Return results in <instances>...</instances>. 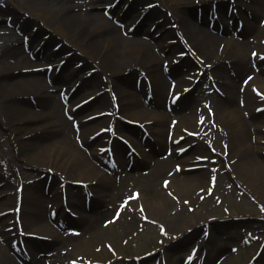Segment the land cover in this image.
<instances>
[{
	"label": "bare ground",
	"instance_id": "bare-ground-1",
	"mask_svg": "<svg viewBox=\"0 0 264 264\" xmlns=\"http://www.w3.org/2000/svg\"><path fill=\"white\" fill-rule=\"evenodd\" d=\"M113 1L0 0V12L10 15L0 20V25L5 23L3 28H21L53 51L47 58L32 60L20 40L0 47V195L10 197L7 205L0 202V264H45L50 249L75 239L68 230L102 238L113 232V226L135 223L142 214L141 203L151 215L148 217L167 223L174 234H182L169 247L170 258L192 241L212 248L217 229L230 223L219 222L225 216L217 202L210 199L194 212L179 209L157 180L164 176L162 183L173 182L169 190L179 188L186 194L198 189L191 195L195 201L197 191L209 186L210 178L217 175L210 164H196L209 156V148L219 155L229 151L223 161L225 169L234 161L226 176L220 170L223 180L235 182L240 191L264 197V96L259 95L264 94V0H137L140 7L135 0L126 9L121 6L125 0ZM115 2L119 4L113 6ZM5 3L10 5L5 7ZM213 5L222 8L220 11L230 10L231 5L232 15L210 30L209 19L199 18L198 13L200 9L206 13ZM106 6L113 15L104 13ZM141 6L146 8L145 14L138 16ZM156 28L163 30L160 35ZM171 39L176 45L169 43ZM177 53L187 58L176 64ZM51 59L54 63L65 60L70 75L83 71L87 82L97 81L99 88L80 94L78 88L66 87L68 77L54 71L47 76L48 69L42 67ZM179 64L195 71V76L184 74ZM142 75L153 84L151 102L146 90L136 92ZM195 82L188 92L187 87ZM103 85L111 88L110 94L117 93L113 100ZM68 96L71 101L66 109L76 116L72 120L62 103ZM95 117L99 118L92 120ZM111 121L117 133L138 137L149 133L144 143L132 138L135 148L156 149L152 155L143 152L144 162H136L133 175L126 169L128 147L116 139L111 128L104 130ZM129 121L141 123V127ZM165 149L171 155L151 162ZM108 153L119 164L112 171L102 164ZM19 163L38 174L37 184L26 182ZM176 164L182 172H172ZM186 166L198 170L185 172ZM257 176L262 183L254 186L252 179ZM77 182L85 183L94 194L88 213L85 189L74 185ZM48 183L55 195L47 200L41 184ZM61 184L70 193L63 205L57 195ZM19 185L24 186L21 224L16 222L17 215L7 213L12 208L17 214ZM76 189L79 193L74 196L71 191ZM46 202L56 206L49 210ZM55 208L58 214L54 216L51 211ZM67 208L78 217L73 218ZM14 223L12 231L9 227ZM206 225L212 231L208 238L203 230ZM186 229L193 230L184 234ZM37 235L49 240L34 238ZM18 239L26 242L30 255L16 246ZM260 259L264 262V254Z\"/></svg>",
	"mask_w": 264,
	"mask_h": 264
},
{
	"label": "rangeland",
	"instance_id": "rangeland-1",
	"mask_svg": "<svg viewBox=\"0 0 264 264\" xmlns=\"http://www.w3.org/2000/svg\"><path fill=\"white\" fill-rule=\"evenodd\" d=\"M8 5L10 4L7 3L5 7H7ZM135 5L140 7V4L137 0ZM209 11L210 13L213 11L212 6L208 9L207 12ZM142 12L143 8L141 6V8L139 9V15L142 14ZM207 12L205 13L203 12V10L200 9L198 16L201 17L202 15L203 18H207ZM1 13L2 12H0L1 21H5L10 18V15H7L8 13ZM3 25H5L4 22H2L0 25V47H4L7 44H12V42L17 43V40L22 41L26 37L27 32L25 30L21 28H3ZM149 27L150 25H147L146 27H144V30L147 31ZM157 30L160 29H156L155 31ZM159 33L162 32L160 31ZM31 44L32 48L30 47L31 45L29 47L32 50L38 52L43 51L44 55L51 54V50H49L48 47H38L37 41L33 38ZM173 62L175 63V60H173ZM47 63L48 62H45V64ZM180 69L185 70V65H180ZM82 73L83 71H77L72 75V77L75 80L77 78L80 80V78L82 79ZM65 74H68L67 70ZM138 81H141V85L138 87L140 91L136 90L137 93H141V91L144 92L145 89H147V87L150 85L148 82L150 81V79L146 81L145 76H143V79H140ZM84 82H86V84L82 87L83 92L90 93V91L92 92V90H96L99 88V84H97V81L91 80L90 83V81L87 82V80L85 79ZM120 85L124 87V84ZM125 135L128 137L131 136L128 132H125ZM143 150V152L147 153L148 155H152L155 148L153 150V148L145 146ZM218 160H221V158L218 157ZM19 164L24 167L22 169V174L27 177V183L31 184V186L37 184L36 181L38 178H40L37 176L38 174L30 170V168L27 167L24 163ZM173 169H175V167ZM175 170L178 171L177 169ZM224 171V173L227 172L226 170ZM224 176H226V174ZM163 177L164 176H161V178L158 177L157 180L159 185L162 184L161 181L163 180ZM233 177L235 178L236 175ZM261 179L262 178L260 176L253 177L252 182L254 186H259V184L262 183ZM31 181L34 182L31 183ZM219 181L220 182L219 186L217 187V190L215 189L216 186L213 185L215 184V182L213 181H210L209 186L208 184H205L203 188H200L195 195V201H192L191 195H194V193L198 189H195L190 194H186L184 190L181 191L179 190V188L177 190L170 189L171 191H169V186L167 187V189L165 188V190H168L167 194L168 197L171 199L172 203H177V207L179 209H186L188 211H197L201 209L203 205L206 204L210 199L216 198L212 200L214 201V203L218 202L221 208V213L225 216V218H222L221 220L219 219V222L225 223L226 221H229L230 223L226 224L225 226L223 225L221 229H217L216 231V239L214 240L215 242L213 246L214 250L212 252L213 262L215 261L214 259H216V256L221 250H224L225 252L223 257L232 252L230 247L231 245H228V243L231 242V240H233L234 238H239L241 241L248 242L246 249L239 248L238 252H233V259H231V261L225 264H264L262 259L257 261L253 260V258L258 255V249H260L261 251L264 249V244L260 245V243H262L264 239V197L259 198V196L255 195L251 191L250 193L246 190L240 191L237 187L234 188V183L232 184L231 182V184H229V181L223 180V178L222 182L220 178ZM171 182L172 180H170V183ZM41 187V193L44 195L45 199H47L51 193V195H53V189H50V192L48 191L47 193V187H44V184H41ZM237 190L238 192L236 193ZM36 191L37 190H35V192ZM71 193L75 196L79 192L76 189L74 191L72 190ZM212 195H214V197L211 198ZM8 198L9 196H2L0 198V201L7 205L9 201ZM84 201L85 196L83 195L81 202L84 204ZM44 204L47 207V204L50 205L51 203L46 202ZM139 206V211H141L142 214L141 217H139L135 223L129 224L124 228H122L121 226L119 227L118 225L113 226V232L102 238H96L91 234H84L79 230V234L75 237L72 242H69L66 246L60 247L56 250H49L48 257H50L51 253L54 252V255H52V264H165V262L181 264L182 258L179 256L178 253L173 252L172 258H170L169 252L167 253L169 246L173 245L176 242L177 234H174L173 231L169 230L167 223L163 224L157 220H153L152 218L148 217L151 215L148 214V212L146 211V206L144 204L141 203L139 204ZM171 208L174 207H170V209ZM215 220L216 218L213 219V221ZM19 221H21V219ZM54 225L56 226V224ZM192 230L193 229H186L184 234H187ZM235 232L241 233V236H235ZM193 243L194 241L187 244L185 248H182V250H185L183 252L184 254L185 252H188L189 248L192 246ZM253 248L254 250H252ZM250 249L251 252H248ZM163 252L167 253V261H164L160 257ZM255 253L257 254L256 256L254 255ZM147 254H156L157 256L154 259L142 261V259H144ZM137 260H140V262H136Z\"/></svg>",
	"mask_w": 264,
	"mask_h": 264
},
{
	"label": "snow or ice",
	"instance_id": "snow-or-ice-1",
	"mask_svg": "<svg viewBox=\"0 0 264 264\" xmlns=\"http://www.w3.org/2000/svg\"><path fill=\"white\" fill-rule=\"evenodd\" d=\"M255 55V54H254Z\"/></svg>",
	"mask_w": 264,
	"mask_h": 264
}]
</instances>
